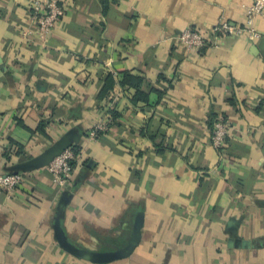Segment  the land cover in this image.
Here are the masks:
<instances>
[{"label":"crops","instance_id":"crops-1","mask_svg":"<svg viewBox=\"0 0 264 264\" xmlns=\"http://www.w3.org/2000/svg\"><path fill=\"white\" fill-rule=\"evenodd\" d=\"M62 1L43 46L32 0H0V174L24 176L0 264H264V17L214 33L253 0ZM68 150L63 189L45 164Z\"/></svg>","mask_w":264,"mask_h":264},{"label":"built area","instance_id":"built-area-1","mask_svg":"<svg viewBox=\"0 0 264 264\" xmlns=\"http://www.w3.org/2000/svg\"><path fill=\"white\" fill-rule=\"evenodd\" d=\"M32 21L35 23L38 38L44 46L47 38L57 24L65 15V6L62 0H32ZM247 24L244 27H234L228 22L222 21L214 28V33L217 36L227 37L232 35H240L247 32L253 38H260V34L256 32L252 25L255 20L264 17V0H253L246 8ZM178 41L184 46L187 51L198 50L207 44V39L204 35L191 29H186L178 36ZM112 123V118L109 116L107 121L97 125L92 132V137L96 136L98 131H105ZM228 135L227 122L220 118L214 125V131L211 136L212 147L221 152L225 147V139ZM72 151H65L56 156L48 166L54 182L60 187H67L73 175V166L71 161L74 159ZM24 176L22 174H0V190L12 192L23 185Z\"/></svg>","mask_w":264,"mask_h":264},{"label":"water","instance_id":"water-1","mask_svg":"<svg viewBox=\"0 0 264 264\" xmlns=\"http://www.w3.org/2000/svg\"><path fill=\"white\" fill-rule=\"evenodd\" d=\"M62 153V152H61ZM61 153H59L58 155H60ZM58 155H56V156H58ZM55 156V157H56ZM54 156H52L50 159H48V161H47V163L45 164L46 166H49L50 165V163H51V161L55 158ZM30 165L32 166L33 164L31 163V164H27L26 166L27 167H30ZM15 174H19V173H15ZM74 253H75V251H74ZM76 254V253H75ZM77 254H79V257H81V258H83V259H86V260H93V258L90 256V255H88V254H85V253H77Z\"/></svg>","mask_w":264,"mask_h":264},{"label":"trees","instance_id":"trees-1","mask_svg":"<svg viewBox=\"0 0 264 264\" xmlns=\"http://www.w3.org/2000/svg\"><path fill=\"white\" fill-rule=\"evenodd\" d=\"M103 3H104L105 6H107L106 1H104ZM125 80H126V79H125ZM129 81H131L132 85L137 86V88H139V86L142 84V79H129ZM126 83H127V82H125V84H126ZM127 84H128V83H127ZM116 117H117V116H115V117H111V118H112V120H113V119L116 120ZM214 121L216 122L217 119H216V120H213V122H212V126H213ZM213 131H214V130H213Z\"/></svg>","mask_w":264,"mask_h":264}]
</instances>
